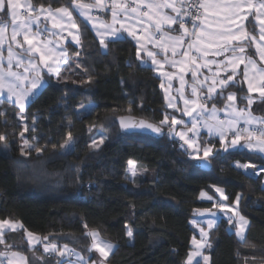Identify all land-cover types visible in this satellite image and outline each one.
<instances>
[{
    "label": "trees",
    "instance_id": "obj_1",
    "mask_svg": "<svg viewBox=\"0 0 264 264\" xmlns=\"http://www.w3.org/2000/svg\"><path fill=\"white\" fill-rule=\"evenodd\" d=\"M67 2L31 0L36 8L52 9ZM80 30L79 54L70 48L60 75L47 78L31 98L22 123L14 105L0 99L6 114L0 116V134L8 138L0 142V220L19 222L41 241L48 237L46 242L67 244L84 256L87 233L98 231L115 245L108 264H184L193 234L190 220L201 216L200 209L212 210V202L200 201L199 194L214 198L219 188L229 204L240 197L238 212L249 224L239 241L234 224L221 217L209 231L208 264H262L264 172L256 176L255 168L246 173L237 165L264 167V157L247 150L224 152L217 140L203 136L199 142L210 141L219 151L209 157L211 169L202 171L167 126L163 134L123 131L122 116L153 124L164 118L159 79L139 64L130 40L109 42L102 52L87 25L80 23ZM252 111L263 116L264 99ZM25 126L24 139L44 148L42 153L25 147L30 154L21 155ZM69 131L73 140L62 148ZM93 135L105 137L97 149L90 145ZM129 160L136 164L135 183L127 177Z\"/></svg>",
    "mask_w": 264,
    "mask_h": 264
},
{
    "label": "snow or ice",
    "instance_id": "obj_2",
    "mask_svg": "<svg viewBox=\"0 0 264 264\" xmlns=\"http://www.w3.org/2000/svg\"><path fill=\"white\" fill-rule=\"evenodd\" d=\"M112 21L111 23L100 22L99 25L93 24L92 27L95 29L96 36L99 37V43L103 49H107L108 43L121 36V30L127 32V35L136 40L137 46V58H142V53L151 59L152 65H160L163 67V63H170L175 66L179 63L176 60L169 61L168 50L169 47L172 48L171 55L175 57L177 55L176 47L179 46L183 48L184 44L187 42V50L182 51L180 54L189 57L190 52L193 49L201 53V58L208 55L207 49L210 47H215L217 51L213 55H222L224 53H232L225 63V66L232 65V74L227 75L226 78L213 80L212 85L208 88V94L203 98L206 100L212 99V92L216 91L215 85L218 83L220 85V92L218 95H223L225 88L234 86L236 83L234 77L237 74L236 69L240 64H244L243 77L248 84V92L259 91L261 96H264V0H216L215 3L209 4L206 0H140L139 7L145 9L139 13V17H147V23L149 27L154 29V33L150 37H146L148 44H152L153 48L160 49L164 53V60H158L157 56L160 55L159 51H154L148 48L147 44L141 41L140 35L136 31H131L124 27L121 23V14L123 18L127 19L129 12L137 13L138 7H132L131 5L117 4V0H110ZM106 7L105 0H91V2H85V0H68L67 3L55 9L51 8L49 5L47 8L44 5H40L39 10H37L32 5L26 7L25 13H20L17 11L20 8L19 0H0V13H6L11 19L12 34L11 40L17 41V36L23 35L24 43L28 44L27 49L23 51L27 53L36 52L39 54V64L35 63L33 60L29 59L28 64L31 67L32 72H36V77L29 79L27 75L21 72L13 70V60L14 53L9 49L8 61L5 65L2 59H0V98H3L5 94L7 95V100L12 102L14 105L18 106L20 109V116L23 118L25 108L29 103L32 96L39 91L45 84L43 76L40 74L39 65L42 64L47 68L49 74H55L59 76L58 69L52 67L48 64V60L51 59V49L45 46L36 47L35 37L38 33L33 32V24L39 29L41 23L40 15H33V13H44L47 12L46 19L52 20L53 28H59L63 30L65 26L69 29H77L79 31L80 26L74 17V12L78 13L85 21L91 22L93 17L91 15L93 9H103ZM209 7L215 10L214 14H223V19L217 22L216 31L208 34L207 44L203 48L200 47L201 42L205 39L207 32V25L201 27L197 25L196 21L201 20V9L206 13ZM164 9H170L174 14H167ZM254 17L256 25L259 32V40L257 36L253 35L252 32L247 30L246 21H249V17ZM191 21L192 31L189 32L187 26L188 20ZM143 22V21H141ZM251 22V21H249ZM119 24L120 27L117 28L115 25ZM178 25V35H172L171 32L177 31L173 26ZM165 29L169 31L166 32ZM7 30V24L0 21V38H2L4 32ZM49 29L44 28L43 32H48ZM141 31H147V29H142ZM186 37H195L194 40L186 41ZM73 39L79 43L77 36ZM169 41L172 42L169 45ZM48 43H51L49 41ZM251 45H255L256 54L259 56L261 64L258 66L257 61L248 55V48ZM17 47L22 48V45L17 41ZM61 55H66V53L61 52ZM191 63L195 65L198 69L202 65L197 64L196 58L191 57ZM24 63V59H17L15 62V67L20 68ZM208 63H216V61H209ZM207 66V64L203 65ZM180 71L183 72L184 68L181 67ZM249 71L252 75L249 76ZM25 73L29 72V68L24 69ZM171 78V74H168ZM192 77L195 80L197 78V71L192 72ZM91 77L88 81L90 82ZM183 80V77H181ZM163 86V85H162ZM201 89L203 85L199 86ZM191 92L193 96H197L198 87L196 85L192 86ZM181 99L184 100L185 108L183 109V115L190 117V127L189 122H185L183 119H178L175 115L165 114L164 118L159 122V124H153L151 122L145 121L143 119H136L132 116L119 117L120 127L125 130H139V131H151L155 134H163L162 129L167 126L169 129V136L178 137L184 144L191 149L190 155L193 159L207 161L209 157L218 154L217 150L214 152L215 145L207 142H198V137L200 135V128H206L208 136L218 137L219 143L222 146L224 152L229 151V149H236L237 147L245 148L252 152H257L264 154V119L259 120V126H255L254 122L257 118L252 117L246 111L245 108L237 107V94L235 92H229L227 94V101L224 105V109L228 112V118L221 120L215 116V106H213L212 118L215 123L201 124L200 117L201 113L204 111V104L197 105L196 100L184 99L183 95ZM247 99V104L250 106L253 100L250 97H245ZM2 102V101H0ZM192 105L191 108L188 105ZM169 107L176 108L172 103H169ZM197 107L200 108V112H197ZM177 111L180 109L176 108ZM230 110V111H229ZM131 112V109L128 110ZM196 113V115H193ZM6 115L0 112V116ZM241 121H243L244 127H241ZM69 126H71L72 121H68ZM200 125V128H198ZM178 126H180L178 128ZM34 130V129H33ZM28 131L27 126L24 127L23 131L20 132V137L23 139V146L21 147V155H29L30 152H25V147L29 150H34L37 154L44 151V148L34 146L30 144L27 139H24V132ZM191 134V135H190ZM229 135L231 138L229 139ZM7 136L0 134V142L7 141ZM105 137L101 136L100 144L104 142ZM73 140L72 133L69 131L67 133V139L64 144L61 145L62 148L70 146V142ZM243 141V143H242ZM93 146L99 147L96 141H93ZM56 146L53 145V148ZM183 147V145H182ZM201 152L203 153L201 155ZM237 167L243 168L245 170L249 168H256L252 164H238ZM129 179L135 183V177L137 175V168L134 161H128ZM259 171L264 172V167H261ZM216 192H219L223 196L221 189L217 188ZM202 197L207 200H213V197L201 193ZM226 199V197H224ZM240 197L237 196L236 203L238 204ZM213 208H219L223 212L226 208L229 211L231 209L228 205L223 203H214ZM208 214L211 218L205 221L207 228L212 229L216 223L217 214L211 209H205L200 212L199 215L203 216ZM239 217L235 220L236 235L243 239V233L248 226V220L240 215L238 212H234L232 217L228 218V223L233 224L234 217ZM192 224L199 227V232L201 239L197 240L195 236L192 238L193 248L187 253L184 264H200V259L207 262L209 257L204 255L203 249L205 247H210L206 242L208 233L205 231L203 226H200V222L193 219ZM18 227H23L22 224L10 221L8 219L0 220V244L5 243L4 235L5 229L15 231ZM127 230V235L132 237L133 232L131 228L127 225L125 226ZM87 228V225H85ZM91 238V245L89 251L95 250L100 254V258L97 261H92L91 264H106L107 259L114 250V245L110 241H105L101 238L98 231H91L87 233ZM28 236L32 237V233H28ZM44 240H48V237H44ZM31 243V241H29ZM39 242V241H37ZM10 247V246H9ZM45 253H56L60 257L67 256H77L79 261H84V257L76 253L74 249L69 248L67 244L63 248H58L57 244L54 242L45 243L43 245ZM13 258L19 256V253H12ZM6 253L0 252V257H5ZM20 260L23 264H27V259L20 256ZM0 264H4V260L0 259ZM7 264H13V259H9ZM63 264V261H61ZM71 264V261H69Z\"/></svg>",
    "mask_w": 264,
    "mask_h": 264
},
{
    "label": "crops",
    "instance_id": "obj_3",
    "mask_svg": "<svg viewBox=\"0 0 264 264\" xmlns=\"http://www.w3.org/2000/svg\"><path fill=\"white\" fill-rule=\"evenodd\" d=\"M85 2H91V0H85ZM206 2L209 4H212V3H215L216 0H206ZM19 4H20V8H18L17 11L20 13H25L26 7L29 4L32 5L31 0H19ZM105 4H106V7L103 9H99V10L93 9V11L91 13L93 19L91 22L85 21L82 17H80L78 15V13L74 12V17L76 18L78 25L80 26V23L86 24L87 27L92 32V34L94 35V37L96 38V40L98 41V43H99V37L96 36L95 29L92 27V25L93 24L99 25L100 22L111 23V21H112V12L110 10L111 9L110 0H105ZM117 4H124V5H131L132 7H138V12L137 13L129 12L127 15V19H124L123 14H121V17H120L121 23L124 24L125 28H127L131 31L138 32V34L140 35L141 41L143 43L147 44L148 48H150L154 51H159L160 55L157 56V59L163 61L164 60L163 51H161L160 49L153 48V45L148 44V42H147L146 37H150L154 33V29L149 27V25L147 23V17H139V13L145 10L142 7H139L140 0H117ZM36 9L39 10V7ZM164 12L167 14H174L171 12L170 9H164ZM214 13H215V10L211 7H209V9L206 13L204 12L203 9H201V20H199V22H197V25H199L201 27H204V25H207V32L205 35V39L200 44L201 48H203L205 46V44H207L208 34L216 31L217 22H220L223 19L222 13H220V14H214ZM37 14L40 15L41 23L39 25V29H37L35 24H33V26H32L33 32L38 33L35 37V46L41 47L43 45L46 48L51 49V59L48 60V64L51 65L52 67L58 69L59 75H60L61 67H63V65H65L69 60L70 48H74L76 50V52H77V53H75L76 55H78L80 52V48H81V44H82V42H81V30H80V28H79V31L77 29H69L67 26H65V28L63 30H61L59 28H53L52 20L45 18L47 16V12L33 13L34 16ZM0 21L7 24V30L4 32L2 38H0V59H2L4 62L5 70H6V65H7V61L9 58L8 52H9V49H11V51L15 54L14 60H13V70L21 72L24 75H27L29 77V79L35 78L36 72L31 71V67L28 64V60L31 59L35 63L39 64V54L36 52L27 53V52L23 51V49H27L29 47L28 44L24 43L23 35L17 36V41L22 45V48L17 47V41L11 40L12 25H11V19H10L9 15H7L6 13H0ZM141 21H143V22H141ZM249 21H251V22H249ZM249 21L245 22L247 30L252 32L253 35H256L257 40H259L258 27L256 25L254 17L250 16ZM115 27L119 28L120 25L117 24V25H115ZM44 28L49 29V31L43 32ZM173 28L177 29V31H173V32H171V34L172 35H178L179 34V31H178L179 26L174 25ZM188 28H189V32H191L192 27L189 26ZM142 29H147V31L146 32L141 31ZM165 31L168 32L169 30L165 29ZM121 33L122 34H121L119 39H128L132 42V44L135 48V56L137 58L136 40L133 39L132 37L128 36L127 32L124 31L123 29L121 30ZM74 36H77L79 43H77V41L75 39H73ZM185 39H186V41L194 40L195 37H186ZM49 41H51V43H48ZM261 43H264V41H262ZM171 44H172V42L169 41V45H171ZM99 47H100L102 52L106 51V49H103L101 47L100 43H99ZM184 50H187V42L184 44L183 48H180L179 46L176 47L177 55L175 57H173L171 55L172 48L169 47V50L167 53L169 61L176 60L179 62L175 66H173L170 63H163V67H161L160 65H152L151 59L149 57H147L146 55H144L143 53L141 54L142 55L141 59L137 58V60L141 66L150 68L154 72V74L158 77L160 89H161L162 96H163V107L166 110V114L175 115L178 119H183L185 122H189L188 126L189 127L191 126L190 125V119L191 118L188 116H184L182 114L183 109L185 108L184 100L181 99V96L183 95L184 99L196 100L197 105L204 104L205 108H204V111L201 113V117H200L201 124H204V123L212 124V123H215V120L212 118L213 106H215V109H216V112H215L216 118L221 119V120L227 119L228 118V112L225 111L224 105L226 103H229V102L227 101L226 97H227V94L229 92H235L237 94V107L238 108H245L250 116L257 118V120L254 122V125L259 126L258 122H259V120L264 119V115L261 116V115H257L255 113H253L252 105L254 103L264 99V96H261L259 91H253L252 93L248 92V84H247V81H245L244 77H243L244 64H240L239 67H237V69H236L237 74L234 77V81L236 83L234 84V86H230V87L225 88L223 91V95L221 96V95H218V93L220 92V85L217 83L215 85L216 91L211 93L213 98L210 100H206L203 97L208 94V88H209V86L212 85V81L213 80L218 81L219 79L226 78L227 75L232 74V65L229 64V65H227V67L225 66L227 59L232 56V53H224L222 55H213V53H215L217 51V49L215 47H210L207 49L208 55L203 56L201 58V53L195 51V49H193L192 52H190L189 57H185V56L180 54ZM61 52L66 53V55H61ZM248 55H251L252 58L257 61L258 66L261 64V62L259 60V56L256 54L255 45H251L248 48ZM191 57H195L197 64L202 65V66L197 69L195 67V65H193L191 63V59H190ZM20 58L24 59V63L21 65L20 68H16L15 62L17 59H20ZM209 61H216V63H208ZM205 64H207L206 67L203 66ZM26 67L29 68L28 73L24 72V69ZM181 67L184 68L183 72L180 71ZM39 70H40V74L43 76V79L45 80V84H46L47 78L58 77L55 74H49L47 71V68L44 67V65H42V64L39 65ZM194 70L197 71V78L195 80L192 77V72ZM168 74H171V78H169ZM251 75H252V73H251V71H249V76H251ZM181 77H183V80H181ZM45 84H44V86H45ZM194 85H196L198 87L197 96H193L192 92H191V88ZM200 85H203L202 89L199 87ZM43 87L40 88L39 91L36 92V94H38L43 89ZM34 96H32L31 98H33ZM245 97H250L253 100V103L250 106L247 104V99H244ZM31 98H30V100H31ZM0 99H3L5 101H7L8 103L14 105L12 102L7 100L6 94L3 98H0ZM30 100H29V102H30ZM169 103L174 104L176 106V108L180 109V111H177L176 108L169 107L168 106ZM14 107L20 113L19 107L16 105H14ZM188 107L191 108L192 105L190 104V105H188ZM197 112H200L199 107H197ZM193 115H196V113H193ZM240 126L244 127L243 121H241ZM179 127L180 126H178V128ZM198 128H200V125H198ZM203 136L205 138H210L207 134L206 128H200V135L198 137V142H199V139ZM172 137L175 140H180L178 137H175V136H172ZM211 138H213L219 142L218 137H211ZM230 138H231V135H229V139ZM242 143H243V141H242ZM182 145H183V147L187 148L189 150V152L191 153L192 150L189 149L188 146L183 143V141H181V146ZM220 148L222 149L221 145H220ZM236 149L247 150V149L241 148V147H237ZM229 150H234V149L230 148ZM247 151H249V150H247ZM250 152H252V151H250ZM253 153L259 154L262 157H264V154L257 153V152H253ZM202 154L203 153L201 152V155ZM260 168H261L260 166H256L255 169L259 170ZM216 189H215V197L213 198V200L209 201L205 197H202L201 193H205L206 195H208L204 191L200 192L199 200L203 201V202H212L211 208H212V211L217 214L216 219H217V223H218V221L221 217H225L226 219H228L229 217L233 216L234 212H238V206L236 203L237 198L234 200L233 203L229 204L226 202V199L224 198V197H226L224 191L221 189L223 192V196H221V194L219 192H216ZM214 203H217V204L223 203L225 205H228L229 208L231 209V211H229L228 208H226L223 212H221L219 208H213ZM210 218L211 217L208 214H205L203 216H197V217L193 218V219L199 221L200 226H203L205 228V231L208 233L207 240H206L207 243H208L209 231L211 229L207 228L205 221L207 219H210ZM238 218L239 217L237 216V217H234V219H233L234 227H235V220H237ZM193 219H191L189 222L190 226L193 229V234H192L190 242H189L188 252L193 248V245L191 243L193 236H195L197 238V240L201 239L199 227H196L192 224ZM16 223L21 224L19 222H16ZM217 223H216V225H217ZM215 226L213 228H215ZM22 228L23 227H18L15 231L5 229V235H4L5 243L0 244V252L6 253L5 257H0V259L4 260V264H7V261L9 259H13V264H23V261L20 260V256H23L27 259V264H50L53 260H54L55 264H61V261H63V264H69V261H71V264H91L92 261H97V260L101 259L100 254L98 252H96L95 250L89 251L90 246L88 247V255L87 256L82 255L81 253H79L78 251H76L74 249L76 253H79L80 256L84 257V261H79L77 256H75V255L70 256V257L67 255H65L64 257H60L56 253H52V252L45 253L44 249H43V245L45 243H49V242H46V241L42 242L41 238H39L38 236H35V235H33L32 237L28 236L29 232L23 230ZM247 228H248V226L246 227V229L243 233V237H245ZM236 230L237 229L235 227L234 233H235L236 238L239 241H243L244 238L241 239L240 237H238L236 235ZM92 231H95V230H92ZM103 240H105V239H103ZM29 241H31V243ZM37 241H39V242H37ZM105 241H107V240H105ZM90 245H91V238H90ZM57 246H58V248H63L64 245H58L57 244ZM68 247L72 248L70 246H68ZM207 248L208 247H205L203 249V253L206 256H208ZM23 249L26 251H23ZM14 252L19 253L20 255L13 258L11 254ZM198 259H200L201 264H208V261L205 262L202 260V258H198ZM262 264H264V262Z\"/></svg>",
    "mask_w": 264,
    "mask_h": 264
},
{
    "label": "water",
    "instance_id": "obj_4",
    "mask_svg": "<svg viewBox=\"0 0 264 264\" xmlns=\"http://www.w3.org/2000/svg\"><path fill=\"white\" fill-rule=\"evenodd\" d=\"M134 118H136V119H143V118H137V117H134ZM143 120H145V119H143ZM145 121H147V120H145ZM149 122V121H148ZM119 126H120V123H119ZM121 128V127H120ZM122 129V128H121ZM123 131H127V132H140V133H144V134H155V133H152L151 131H139V130H125V129H122ZM167 133H169V132H167ZM195 166L198 168V169H200V170H202V171H209L210 169H211V163H210V161H209V159L207 160V161H204V160H196L195 161ZM205 209H200V210H198L197 212L198 213H200V212H203ZM44 241H47V240H44V239H42V242H44ZM106 264H108L107 262H106Z\"/></svg>",
    "mask_w": 264,
    "mask_h": 264
},
{
    "label": "rangeland",
    "instance_id": "obj_5",
    "mask_svg": "<svg viewBox=\"0 0 264 264\" xmlns=\"http://www.w3.org/2000/svg\"><path fill=\"white\" fill-rule=\"evenodd\" d=\"M89 110V105L88 106H85L83 109H81V112L79 113V116H81V115H83L84 113H86L87 111ZM19 119H20V121H21V123H22V118L19 116ZM21 138V137H20ZM22 139V138H21ZM96 141V144H98V145H100V136L99 135H93V137L91 138V143H90V145H91V148L92 149H97V147H95V146H93V141ZM247 164H249V163H247ZM127 169H128V164H127V167H126V171H127ZM257 170V169H256ZM242 171L243 172H247V171H249L248 169L247 170H245V169H243L242 168ZM127 177H128V179H129V173H128V171H127Z\"/></svg>",
    "mask_w": 264,
    "mask_h": 264
},
{
    "label": "built area",
    "instance_id": "obj_6",
    "mask_svg": "<svg viewBox=\"0 0 264 264\" xmlns=\"http://www.w3.org/2000/svg\"><path fill=\"white\" fill-rule=\"evenodd\" d=\"M186 20H188V24H187V26H188V27L191 26V21H190V19L186 17ZM197 22H199V21H196V23H197ZM177 143L181 145V141H180V140H177ZM248 170H249V169H248ZM250 170H251V169H250ZM250 170L247 171L246 173H248V172H249V173L252 172V170H251V171H250ZM253 172H254V174H255L256 176L260 173V171H259V170H256V169H254Z\"/></svg>",
    "mask_w": 264,
    "mask_h": 264
}]
</instances>
